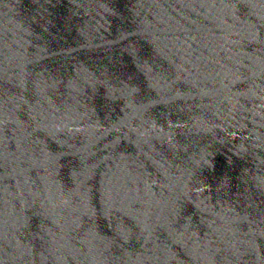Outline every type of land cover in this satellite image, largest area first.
Segmentation results:
<instances>
[{
    "label": "water",
    "instance_id": "obj_1",
    "mask_svg": "<svg viewBox=\"0 0 264 264\" xmlns=\"http://www.w3.org/2000/svg\"><path fill=\"white\" fill-rule=\"evenodd\" d=\"M0 264H264V0H0Z\"/></svg>",
    "mask_w": 264,
    "mask_h": 264
}]
</instances>
